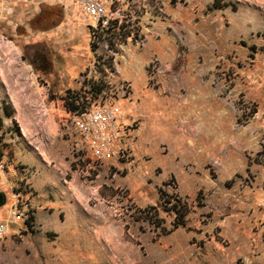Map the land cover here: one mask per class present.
Wrapping results in <instances>:
<instances>
[{"label": "rangeland", "instance_id": "obj_1", "mask_svg": "<svg viewBox=\"0 0 264 264\" xmlns=\"http://www.w3.org/2000/svg\"><path fill=\"white\" fill-rule=\"evenodd\" d=\"M1 1L0 264H264V0H135L109 48Z\"/></svg>", "mask_w": 264, "mask_h": 264}, {"label": "built area", "instance_id": "obj_2", "mask_svg": "<svg viewBox=\"0 0 264 264\" xmlns=\"http://www.w3.org/2000/svg\"><path fill=\"white\" fill-rule=\"evenodd\" d=\"M57 3L62 9L64 19L67 13L69 23L75 22L76 17L83 23V18L91 44L104 42L107 48L111 41L109 37L116 36L114 31H121L120 38L132 40L131 26L136 17L141 16L137 15L143 13L135 0H125L123 6L120 0H57ZM101 61L104 59L98 55L96 64Z\"/></svg>", "mask_w": 264, "mask_h": 264}, {"label": "trees", "instance_id": "obj_3", "mask_svg": "<svg viewBox=\"0 0 264 264\" xmlns=\"http://www.w3.org/2000/svg\"><path fill=\"white\" fill-rule=\"evenodd\" d=\"M219 0H215V2L213 3V6H215V4L218 2ZM62 10V9H61ZM72 96H67V98L64 99V104L63 106L65 107V109L69 112H74L76 110H78V105L75 104V100H78L77 96L73 97L72 100H68L71 99ZM164 194H162L161 192V197L160 199L162 200ZM170 203V202H167ZM169 212H173L174 213V221L172 224V228L165 231L164 229H162V234L166 235L171 233L173 230H175L177 227L179 226H183L185 224V216L188 214V208L185 202H183L180 198H175L174 199V203H172L169 206ZM140 214H142L144 216V219L147 220L149 222V224L154 223L152 221V217H156L157 213H156V208L153 206H150L146 209H143L142 211H139ZM156 219V218H155ZM155 226L158 227L161 223V220L155 222Z\"/></svg>", "mask_w": 264, "mask_h": 264}, {"label": "crops", "instance_id": "obj_4", "mask_svg": "<svg viewBox=\"0 0 264 264\" xmlns=\"http://www.w3.org/2000/svg\"><path fill=\"white\" fill-rule=\"evenodd\" d=\"M1 3L9 5V7H20L21 11L25 9L37 11L40 9L42 3H44L45 6L48 5L50 8L54 7V4H58L57 0H2Z\"/></svg>", "mask_w": 264, "mask_h": 264}]
</instances>
